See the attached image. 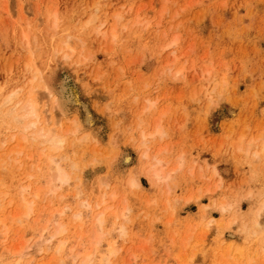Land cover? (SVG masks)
Returning <instances> with one entry per match:
<instances>
[{"label": "rangeland", "instance_id": "rangeland-1", "mask_svg": "<svg viewBox=\"0 0 264 264\" xmlns=\"http://www.w3.org/2000/svg\"><path fill=\"white\" fill-rule=\"evenodd\" d=\"M32 87L66 112L63 146L44 144L70 175L55 195L23 188L45 184L9 115ZM1 104L0 264H99L111 245L109 264H264V0H0Z\"/></svg>", "mask_w": 264, "mask_h": 264}, {"label": "bare ground", "instance_id": "bare-ground-1", "mask_svg": "<svg viewBox=\"0 0 264 264\" xmlns=\"http://www.w3.org/2000/svg\"><path fill=\"white\" fill-rule=\"evenodd\" d=\"M120 17V16H119ZM119 17H118V19H119ZM117 36V35H116ZM66 43H69V42H66ZM169 45H171V44H168L167 46H169ZM70 48V47H69ZM28 67V66H27ZM41 78H39V80H40ZM38 82V81H37ZM33 83V82H32ZM33 84H35V83H33ZM22 91H23V89H22ZM37 91H38V88H37ZM39 92H41V91H39ZM20 93H22L21 92V90H16V91H14L13 93H11L9 96H8V98L7 99H5L6 101H4L6 104L7 103H12V102H14V100L18 97L19 98V96H20ZM26 93V92H25ZM71 93V92H70ZM69 93V94H70ZM70 96H72V95H70ZM25 97V96H24ZM22 98V97H21ZM19 99V102H17L16 104H15V106H14V109H13V111H11V108L10 107H7V109L8 108H10V112L11 113H9L8 112V110H7V114L9 113V115H11L12 116V121L14 122V123H16V125L18 124L19 125V128L21 127V129L23 130V132H24V135H23V138H25V139H27L28 138V136H27V134L28 133H30V132H32V136H33V140H34V142L35 143H37V145L38 146H40L39 147V151L37 150V153H38V158H40L41 160H43V163H45V165L43 166V163L42 162H40V161H38L36 164H35V166L33 167V170H38V171H42V169H43V175H44V179H45V184L44 185H39V180H33V176H34V174L33 173H31L30 172V174H29V179H30V181L31 180H33V182H32V184L30 183L29 185H27V186H24L23 188H24V191L25 192H27V194L28 193H30V192H32V190H33V192H34V195L36 196V197H39L41 194H42V192L44 191L45 193H46V195H55L56 193H57V191L59 190V189H61L62 187H63V185H65V184H68L69 183V181H70V175H69V173L66 171V168H64V166H62V163L60 162V157H59V159H58V157L55 155V154H51V152L50 153H48L47 151H46V149H45V147H44V144H49L48 146H50V149L52 150V151H56V150H58V149H60L62 146H63V144L65 143V139H64V137L62 136V135H60V134H58L57 133V131L55 130V128H56V124L59 122L58 120V118H60L62 115H64V113H66V112H64L63 113V109H62V111H60L61 109H58V112H56L55 110H54V107H49L48 105H45V107L44 108H42L43 110H41L40 109V107H39V103H38V100H37V96H36V94H35V87H32V89L31 90H29V95L25 98V99ZM71 98V97H70ZM58 100V99H57ZM70 100V99H69ZM3 101V100H2ZM2 103V104H4V106L6 105L5 103ZM55 102V101H54ZM2 104L0 105L2 108L4 107V106H2ZM54 104H58V103H54ZM151 105H153L152 103H151ZM11 106V105H10ZM61 105H60V102H59V107H60ZM149 106V105H148ZM57 107H58V105H57ZM57 107H55L56 108V110H57ZM4 109H6V108H4ZM59 112H61V113H59ZM3 114V113H2ZM7 114L5 115V116H7ZM59 114V115H58ZM1 115V114H0ZM8 115V116H9ZM9 119V118H8ZM54 120L53 121V123H54V125H52L53 127H48V125H47V121H49V120ZM88 120H90V116H89V114H88ZM7 121H10V120H7ZM57 121V122H56ZM12 122V123H13ZM59 124V123H58ZM14 125V124H13ZM58 129V128H57ZM158 129V128H157ZM159 130V129H158ZM158 130H156L154 133L152 132L151 133V135H150V133H147V134H144V133H142V134H144V136L142 135V137H144L145 138V136H153V135H155V134H161L162 135V132L163 131H158ZM147 138V137H146ZM17 139V135H13L12 136V138H10V140H11V142L13 141V140H16ZM148 141V140H147ZM254 141V140H253ZM8 141L7 140H5L4 139V141L2 140V144H5V143H7ZM20 142V141H19ZM10 145H11V143H9ZM22 144V143H21ZM251 144H253V142L251 141ZM250 144V145H251ZM255 144V143H254ZM14 145V144H13ZM19 145V144H18ZM3 145H1V147H2ZM15 146V145H14ZM22 146V145H21ZM249 146V145H248ZM253 146V145H252ZM7 147V146H6ZM17 147V146H16ZM18 148V147H17ZM16 148V150L18 151H16L17 153H19V152H22L23 150H22V148H24V145L20 148L19 147V149H17ZM13 149H15V148H13ZM248 149H250V148H248ZM11 151V150H10ZM9 151V152H10ZM15 151H13V152H15ZM147 152V151H146ZM146 152L144 153V154H146ZM150 152V151H149ZM255 152V151H254ZM253 152V153H254ZM22 154V153H21ZM20 154V155H21ZM25 154H27V153H25ZM143 154V155H144ZM255 154V153H254ZM17 156V155H16ZM25 156V155H24ZM144 156H147V154L146 155H144ZM8 157H9V155H8ZM28 158H33V155L30 157H28ZM62 158V157H61ZM15 160V159H14ZM17 160V161H16ZM15 161L16 162H19V160L20 159H16ZM62 160H63V158H62ZM160 160V159H159ZM162 160V159H161ZM160 160V161H161ZM158 160L156 159L155 160V162H157ZM160 161H158L159 163H162V161L160 162ZM15 163V162H14ZM158 163V165L159 166H161V164H159ZM21 164V163H20ZM154 164V163H153ZM153 164L151 165V167H149V168H151L150 170H151V172H152V176H155V179H156V177H157V181L159 182V181H163V179L164 178H166L167 179V176H164L163 175V172H164V165L163 166H161V167H158L157 168V163H155L154 165L155 166H153ZM153 166V167H152ZM149 168H148V171H149ZM174 171V170H173ZM27 178V179H28ZM134 179V178H133ZM165 179V180H166ZM42 183H44V182H42ZM132 184H135V186H138V185H140V181L138 180V181H134V182H132ZM75 189V188H74ZM113 196H115V195H113ZM105 197V196H104ZM62 198V197H61ZM103 198V197H102ZM23 200V199H22ZM32 201V200H31ZM31 201H29V202H26L25 204H24V207H25V215H27V216H30L32 213H33V202H31ZM92 201V200H91ZM103 202V201H102ZM101 202V203H102ZM104 202H106L105 200H104ZM84 206H85V204H86V206L85 207H90L92 204L91 203H82ZM108 206V205H107ZM96 207H99L97 204H96ZM105 207V206H104ZM103 207V208H104ZM111 207V206H110ZM109 206L108 207H106V208H110ZM64 208H66V206L65 207H63L62 209H64ZM102 208V209H103ZM59 210L58 211V213H64V212H66V210ZM70 209V208H69ZM90 209V208H89ZM92 209V208H91ZM124 209V208H123ZM107 210V209H103V212H99V214L97 215L96 214V216L94 217V222H95V224H93V228L97 231V232H95V230H94V232L95 233H97V235L94 233V235L96 236L95 238H94V236H93V242H94V249H96V247H97V245L100 243V241H101V235H103L104 233H102V224H103V222H104V212ZM122 212L120 213V215L123 217V216H125V212L122 210V209H120ZM57 212V211H56ZM115 212V211H114ZM98 213V212H97ZM76 214V213H75ZM76 215H78L77 216V219L79 220V221H81L80 219H79V217H81V213L79 212L78 214H76ZM115 216H116V214H114ZM120 215H118L117 216V218H119L120 217ZM116 218V219H117ZM57 214L56 213H54L53 214V216H52V218H50L49 219V221L48 222H50L51 220H53L54 222L55 221H57ZM123 219H125V217L123 218ZM115 220V219H114ZM116 221V220H115ZM215 221V220H214ZM93 222V223H94ZM58 223V222H57ZM56 223V224H57ZM121 224V223H120ZM55 225V224H54ZM120 226V225H119ZM121 227V226H120ZM57 228V229H56ZM56 228L54 229V230H57V231H55V233L54 234H52V235H49V237L48 236H46L47 235V233H48V231H49V229H50V223H47V224H45V226L43 227V229L41 230V232H42V234H41V240H40V243H44V241L46 242H50V241H52L57 235H59L61 232H64L65 231V228H64V226L63 225H59V223L57 224V226H56ZM123 228V226L121 227V229ZM120 229V230H121ZM118 231H119V229H118ZM50 232V231H49ZM120 232V231H119ZM106 233V232H105ZM62 234V233H61ZM92 238V237H91ZM42 241V242H41ZM66 241V240H65ZM62 242H64V241H62ZM39 245H41V244H39ZM110 245V244H109ZM64 247H65V242L62 244L61 243V245L56 249V254L55 255H59L62 251H63V249H64ZM110 247V246H109ZM115 248L111 245V247L108 249V251H107V253L106 254H104V255H102V257L100 258V262H99V264H109V262L111 261V256L113 255V254H115ZM81 251L80 252H78L75 256H74V260H77L80 256H82L83 257V263L84 264H87V263H89L90 262V260H91V257H92V255L95 253V252H91V251H89L88 253L86 252L85 254H83V255H81Z\"/></svg>", "mask_w": 264, "mask_h": 264}]
</instances>
